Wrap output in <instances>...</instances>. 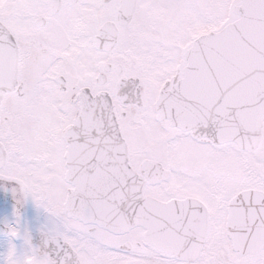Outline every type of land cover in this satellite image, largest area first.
Returning a JSON list of instances; mask_svg holds the SVG:
<instances>
[{
	"label": "snow or ice",
	"instance_id": "1",
	"mask_svg": "<svg viewBox=\"0 0 264 264\" xmlns=\"http://www.w3.org/2000/svg\"><path fill=\"white\" fill-rule=\"evenodd\" d=\"M0 181L3 264H264V0H0Z\"/></svg>",
	"mask_w": 264,
	"mask_h": 264
},
{
	"label": "flooded vegetation",
	"instance_id": "2",
	"mask_svg": "<svg viewBox=\"0 0 264 264\" xmlns=\"http://www.w3.org/2000/svg\"><path fill=\"white\" fill-rule=\"evenodd\" d=\"M13 185L10 182L6 181H0V198L3 200H6L8 203L7 204H13L16 206V198L13 194L12 191ZM2 211H8V212H1V218H0V225H4V219L7 217L11 216L10 209L8 208H2ZM16 226H18V222H15ZM20 234H21V240L19 243H14L12 245L15 246V249L19 252H23L25 250V245H24V239L23 235L25 232L29 235L31 239V243L33 245H36L40 243L41 241V236H42V229H37L32 227V223L29 224H23L20 226Z\"/></svg>",
	"mask_w": 264,
	"mask_h": 264
}]
</instances>
